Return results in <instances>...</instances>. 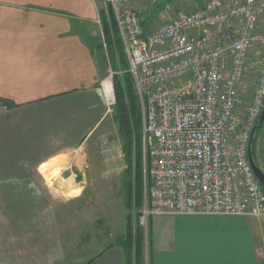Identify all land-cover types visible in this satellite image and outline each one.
<instances>
[{
    "label": "crops",
    "instance_id": "1",
    "mask_svg": "<svg viewBox=\"0 0 264 264\" xmlns=\"http://www.w3.org/2000/svg\"><path fill=\"white\" fill-rule=\"evenodd\" d=\"M103 4L0 0V264H126L117 245L123 234L96 239L90 232L84 242L67 240L62 221H48V214L56 219L62 212L46 209L39 181L40 173L44 188L50 185V167L69 156L63 171L74 169L72 180L82 175L86 183L94 168L86 160L107 153L101 148L111 138L114 120L101 86L103 16H109ZM165 220L152 221L150 264H264L259 255L264 219ZM92 236L112 242L103 241L102 250L88 254Z\"/></svg>",
    "mask_w": 264,
    "mask_h": 264
},
{
    "label": "built area",
    "instance_id": "2",
    "mask_svg": "<svg viewBox=\"0 0 264 264\" xmlns=\"http://www.w3.org/2000/svg\"><path fill=\"white\" fill-rule=\"evenodd\" d=\"M136 1L103 0L140 104L149 180L140 225L160 216L264 219V186L248 157L264 110V0H208L147 31L132 9ZM106 81L111 110L114 85ZM259 255L264 263V248Z\"/></svg>",
    "mask_w": 264,
    "mask_h": 264
},
{
    "label": "rangeland",
    "instance_id": "3",
    "mask_svg": "<svg viewBox=\"0 0 264 264\" xmlns=\"http://www.w3.org/2000/svg\"><path fill=\"white\" fill-rule=\"evenodd\" d=\"M207 1L208 0H172L171 2L164 5L163 10L159 13L153 25H161L168 22L180 11H195L201 8ZM161 4H163V0H138L133 3L132 9L138 15L140 14V16H143L147 13H150L156 6ZM103 6L104 7L101 8H107V6L104 4ZM110 19L111 21L109 24V29L113 32L115 30V26L113 30L112 17H110L108 20ZM262 26V29H264V23ZM215 33H218V30L215 31ZM112 48H114V46H112ZM105 52L106 54L104 53V59L106 62L103 66L104 79L102 82L112 79L115 91V77H123L128 71L125 67L123 59L118 56V52L116 53L114 51L116 53L115 61L111 60L110 58L108 45L106 46ZM261 57L262 55L260 54V57L257 56L254 59V70L252 73L254 80H251L253 85L257 79V70L262 64ZM110 84V81L105 82L104 86L106 89H110ZM252 90L253 89L249 90L248 94H250ZM114 109L115 106L111 108L113 120L115 114ZM114 123L112 124L113 128L109 142L104 144L103 148H101V151L107 153H102L95 156L94 159L90 158V160H86L90 166L93 164L94 167L90 170L86 183H77L76 180H72L71 175L72 173L76 172L74 169L71 170L72 173L70 170L68 172H66L67 170L63 171L64 168L69 167L71 164L69 156L58 158L54 165L50 167V170L47 172L51 179H54V177L57 176L55 177L56 183L53 186L47 184L48 186L44 188L45 179L43 180V176L39 173V181L42 184L40 189H43V191L45 189L44 193L46 194V201L44 202L46 209H48V211H54L56 209L57 211L62 212V216L56 219L55 217H52L54 214H48V221H52V224H55V220H61V225L63 224L66 239L69 241L72 240V243L77 240L82 242L86 241V238L90 232L96 234V239L97 237H102V235L105 233H109L113 239H116L118 235L126 233L128 222H131L134 232L141 228L144 232L143 259L144 264H150L149 252L152 221L158 225L163 221L166 222L165 219L168 216L152 217L150 218L147 226L141 227L139 217L141 210H137L134 207L131 212V221H129V211L127 210L126 202L124 200L122 184L125 172L128 169V157L125 152L123 139L119 133L118 125L116 123L115 125ZM252 152L257 165L264 171V124L256 134V140L253 144ZM142 155L141 162L139 163L140 167H142L144 171V185L145 187H148L149 180L147 177L146 167L147 156L145 159L144 144H142ZM137 157L138 151L133 149L132 158L134 167L135 164H137ZM87 162L83 165L86 166ZM96 164H98V166H96ZM135 170L136 168L134 171ZM69 190H78L79 196L76 197L75 194L69 195ZM44 203L42 202V205ZM77 224H79L78 228ZM96 239L92 236V240L89 243V246L91 245L92 250L88 252V254H92L95 252V250L98 252L102 247L103 241H105V244L107 242H112L111 239L105 237L98 239V241H96Z\"/></svg>",
    "mask_w": 264,
    "mask_h": 264
},
{
    "label": "trees",
    "instance_id": "4",
    "mask_svg": "<svg viewBox=\"0 0 264 264\" xmlns=\"http://www.w3.org/2000/svg\"><path fill=\"white\" fill-rule=\"evenodd\" d=\"M171 1L172 0H163V4L156 6L150 13L143 16H140L139 14L144 31L149 30L153 26V23L157 19L159 13L163 10L164 5ZM107 10L109 12V16L108 18L103 16V30L105 34L106 46H109L110 58L115 61L116 53L118 52V56L123 59L125 67L128 71L123 77H115L116 105L114 109V121L118 125L119 133L123 139L125 152L128 157V169L125 172L122 184L124 200L126 202L127 210L129 211V221H131V212L134 207L137 210H141L144 204V171L143 168L140 167L139 163L141 162L143 144L142 119L135 82L129 71L130 66L121 36L119 34L117 22L111 7H107ZM110 17H112L113 21V30L115 26V30L113 32L109 29L111 19H108ZM112 46H114V48H112ZM101 48L104 52V47L101 46ZM255 140L256 138L254 141ZM133 149L138 151L136 161L137 164H135V167L133 166L132 158ZM135 168L136 170L134 171ZM143 235L144 232L142 228L134 232L131 222H128L126 233L118 237L117 245L125 252L126 264H144Z\"/></svg>",
    "mask_w": 264,
    "mask_h": 264
},
{
    "label": "water",
    "instance_id": "5",
    "mask_svg": "<svg viewBox=\"0 0 264 264\" xmlns=\"http://www.w3.org/2000/svg\"><path fill=\"white\" fill-rule=\"evenodd\" d=\"M263 124H264V110L262 112L260 126L255 127V129L252 132L250 143H249V149H248V157H249V161H250V164H251V167H252V170H253L255 176L257 177L259 182L264 186V172L257 165V163L254 159L253 153H252V146H253V142H254V139L256 137L257 131L260 130V128L262 127ZM82 181H83V176L79 175L76 179V182L81 183Z\"/></svg>",
    "mask_w": 264,
    "mask_h": 264
},
{
    "label": "bare ground",
    "instance_id": "6",
    "mask_svg": "<svg viewBox=\"0 0 264 264\" xmlns=\"http://www.w3.org/2000/svg\"><path fill=\"white\" fill-rule=\"evenodd\" d=\"M55 177H57V176H55ZM55 177H54V179H51L50 176L47 174V181L50 185H54L56 183ZM71 194L77 195L78 190H69V195H71Z\"/></svg>",
    "mask_w": 264,
    "mask_h": 264
},
{
    "label": "flooded vegetation",
    "instance_id": "7",
    "mask_svg": "<svg viewBox=\"0 0 264 264\" xmlns=\"http://www.w3.org/2000/svg\"><path fill=\"white\" fill-rule=\"evenodd\" d=\"M260 123H261V119H260V121H259V124L257 125V126H260ZM259 131V130H258ZM258 131H257V133H258ZM253 144H254V142H253ZM254 156V155H253Z\"/></svg>",
    "mask_w": 264,
    "mask_h": 264
}]
</instances>
